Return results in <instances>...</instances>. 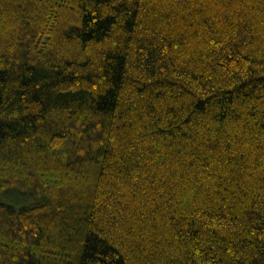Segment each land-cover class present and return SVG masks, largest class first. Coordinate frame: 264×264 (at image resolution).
<instances>
[{"label":"trees","instance_id":"16d2710c","mask_svg":"<svg viewBox=\"0 0 264 264\" xmlns=\"http://www.w3.org/2000/svg\"><path fill=\"white\" fill-rule=\"evenodd\" d=\"M0 264H264V0H0Z\"/></svg>","mask_w":264,"mask_h":264}]
</instances>
